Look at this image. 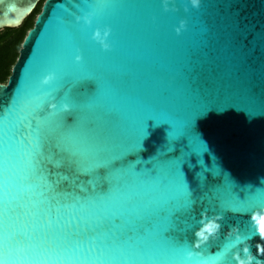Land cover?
Listing matches in <instances>:
<instances>
[{
	"label": "water",
	"instance_id": "water-1",
	"mask_svg": "<svg viewBox=\"0 0 264 264\" xmlns=\"http://www.w3.org/2000/svg\"><path fill=\"white\" fill-rule=\"evenodd\" d=\"M40 1L0 0V31ZM262 180L264 0H44L0 83V264H264Z\"/></svg>",
	"mask_w": 264,
	"mask_h": 264
},
{
	"label": "clouds",
	"instance_id": "clouds-1",
	"mask_svg": "<svg viewBox=\"0 0 264 264\" xmlns=\"http://www.w3.org/2000/svg\"><path fill=\"white\" fill-rule=\"evenodd\" d=\"M190 4L193 8H199L201 4V0H190ZM163 7L165 11L169 10V0H163ZM173 11H176L177 9L175 6L172 7ZM184 11L187 12L188 8L185 6ZM92 16L93 13H87L83 17H77V22H79L81 19L83 20L85 25H91L92 24ZM186 28V21L181 20L179 22V26L176 27L175 31L179 35L182 30ZM111 34L110 28H104L101 30L100 28H96L92 33V39L96 41L103 50L108 51L111 48V45L109 43V36ZM75 61L77 63L82 61L81 55H76ZM56 79L55 73H49L48 75H45L42 80V85H49ZM57 105L55 103L49 104V108L52 110H55ZM68 104H63L62 108L63 110L67 111L69 110ZM264 183V180L261 181ZM223 219V215H213L209 216L207 213V210H204L201 212V219L199 221L200 227L197 228V230L194 232V241L191 243V247L195 249H199L202 245L206 244L210 238H215L218 236L220 229L222 227L221 221ZM251 224L256 228L257 234H259L262 238H264V211H257L253 212L250 217ZM245 255L248 257L247 259H242L239 254L235 255V259L237 260L238 264H252V257L249 254V250L246 248ZM199 253L188 251L185 255V259L187 261L193 260L195 257H198Z\"/></svg>",
	"mask_w": 264,
	"mask_h": 264
},
{
	"label": "trees",
	"instance_id": "trees-1",
	"mask_svg": "<svg viewBox=\"0 0 264 264\" xmlns=\"http://www.w3.org/2000/svg\"><path fill=\"white\" fill-rule=\"evenodd\" d=\"M38 13V9L35 8L19 28L0 31V83L7 82L18 58L21 44L27 32L33 28Z\"/></svg>",
	"mask_w": 264,
	"mask_h": 264
},
{
	"label": "rangeland",
	"instance_id": "rangeland-1",
	"mask_svg": "<svg viewBox=\"0 0 264 264\" xmlns=\"http://www.w3.org/2000/svg\"><path fill=\"white\" fill-rule=\"evenodd\" d=\"M43 2H44V0H41L38 4H37V9H38V12L40 13V11H41V8H42V5H43ZM38 13V14H39ZM36 18V17H35ZM6 84V83H5Z\"/></svg>",
	"mask_w": 264,
	"mask_h": 264
}]
</instances>
